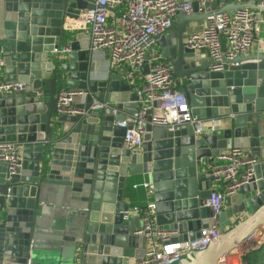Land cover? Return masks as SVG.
<instances>
[{
    "label": "water",
    "instance_id": "95a60500",
    "mask_svg": "<svg viewBox=\"0 0 264 264\" xmlns=\"http://www.w3.org/2000/svg\"><path fill=\"white\" fill-rule=\"evenodd\" d=\"M95 1L0 0V84L24 85L17 93L0 91V143L17 144L23 158L15 175L0 163V264H132L142 259L148 242L135 234L140 219H126L127 194L137 178L153 184L149 195L157 224L176 231L180 241H193L214 225L205 206L214 192L209 166L223 151L248 149L257 159L254 178L225 197L219 237L179 263L217 264L256 230L263 231L264 53L224 59L222 70L214 71L213 60L189 49L185 36L189 25L213 12L259 10L256 2L184 0L192 3V13L178 12L171 29L155 37L156 46L192 115L216 123L199 134L190 125L169 131L148 124L141 149L132 151L123 147L126 129L115 125L123 116L58 112L62 88L84 93L74 100L81 111L89 112L96 102L109 103L120 114L138 110L136 86L119 73L98 78L90 37L77 34L70 22L94 9ZM148 72V66L140 68L143 76ZM51 185L70 197L79 218L68 245L47 254L38 245L36 221ZM243 214L249 219L233 226Z\"/></svg>",
    "mask_w": 264,
    "mask_h": 264
},
{
    "label": "built area",
    "instance_id": "2783aa9c",
    "mask_svg": "<svg viewBox=\"0 0 264 264\" xmlns=\"http://www.w3.org/2000/svg\"><path fill=\"white\" fill-rule=\"evenodd\" d=\"M206 1L199 0L200 5H204ZM248 1H255L259 10L243 7L229 14L213 12L205 20L201 31H194L188 36L187 47L204 51L214 62L212 70H222L221 62L224 59L232 61L246 54L254 45L261 30L264 0ZM124 3H127L128 10L120 17L117 27L109 22V16ZM192 10V3L184 0H96L94 9L83 14L85 24L89 27L91 51L94 54L107 51L113 67H127V77L131 83L141 80V84L136 87L139 97L137 112L125 115L115 123L117 127L126 129L123 142L126 149H141L148 124L169 131L190 125L199 134L206 125L216 123L213 120L203 121L192 115L188 102L176 87L172 67L165 62L156 46L155 37L171 29L178 12L190 14ZM200 10L203 11V8ZM143 66L149 68L145 76L140 73ZM23 90L24 85L20 83L0 84L2 92L17 93ZM78 96H84V93L61 89L57 94L59 114L91 115L103 111L105 114L120 115L118 109L105 102H96L89 112L76 109L74 100ZM155 111H159L160 115H154ZM0 163L7 164L11 175L18 174L23 168L19 146L0 143ZM256 164L255 157L238 147L216 156L215 163L210 165V172L212 185H219L221 189L213 190L211 197L205 201V206L213 215L214 225L202 229L199 237L193 241H180L176 231L160 227L153 203L145 207L130 208L126 219H140L141 225L135 234L145 237L148 242L144 257L133 264H179L186 255L207 249L220 235L217 220L223 210L225 197L238 193L251 182ZM143 187L148 193L153 192L151 182L144 183ZM247 253L241 248L233 249L217 264H244L243 259Z\"/></svg>",
    "mask_w": 264,
    "mask_h": 264
},
{
    "label": "crops",
    "instance_id": "0c3cea01",
    "mask_svg": "<svg viewBox=\"0 0 264 264\" xmlns=\"http://www.w3.org/2000/svg\"><path fill=\"white\" fill-rule=\"evenodd\" d=\"M242 2H246V0H242ZM128 10L127 3H124L122 6L114 9L109 16V22L117 27H119L120 17L125 14ZM2 7H0V28L2 26ZM84 14V12H83ZM83 14L76 21H70L73 26L76 27L77 34H83L89 37V27L85 24ZM262 22H261V30L257 35L256 41L252 48L244 55L249 54H259L264 53V12L262 13ZM205 21H200L188 26V30L185 36V40H187L188 36L194 31H201L203 24ZM94 60L99 62V72L96 76L100 79H105L110 73H119L122 74L125 80H128L127 77V67L119 66L113 67L111 65L109 53L107 51H100L94 54ZM130 82V81H129ZM136 87L141 84V80L132 82ZM176 87L181 90V87L177 82ZM65 89V88H62ZM84 102V98L79 102L78 105H82ZM80 110V109H79ZM121 116L128 115L126 113H121ZM263 135H264V122L262 125ZM249 152V150H246ZM216 159V157H215ZM215 163V160H214ZM212 165V164H211ZM210 171V166L208 168ZM144 181L142 178H137L130 185L129 193L127 194V203L130 204V208L132 207H145L148 204L152 203V199L147 192V190L143 187ZM213 190H220L221 186L213 184L211 185ZM51 193H48L47 198L44 201V205L42 206L43 216L39 217L36 221L37 229L36 233L38 245L40 250L45 251L47 254L55 253L56 251H60V249L65 248L68 245L66 238L74 237V233L78 224V216L79 212L76 210L72 200L70 197L59 189L58 185H51ZM224 208V205H223ZM249 215L243 214L241 218L233 220V226L236 225L240 221H246L249 219ZM133 218V217H132ZM252 218V217H251ZM232 227V226H231ZM231 227L227 228L228 230ZM263 231L256 230L252 237L248 240L245 239L242 241L241 245L237 248H241L247 252L251 250H257L260 247L264 248V225L262 226ZM191 235V234H190ZM148 246V244H147ZM236 249V248H235ZM187 256V255H186ZM185 256V257H186ZM184 257V258H185ZM137 261V260H136ZM135 261V262H136ZM133 264V263H132Z\"/></svg>",
    "mask_w": 264,
    "mask_h": 264
},
{
    "label": "trees",
    "instance_id": "16d2710c",
    "mask_svg": "<svg viewBox=\"0 0 264 264\" xmlns=\"http://www.w3.org/2000/svg\"><path fill=\"white\" fill-rule=\"evenodd\" d=\"M243 261L244 264H264V248L249 251Z\"/></svg>",
    "mask_w": 264,
    "mask_h": 264
},
{
    "label": "flooded vegetation",
    "instance_id": "af4514ba",
    "mask_svg": "<svg viewBox=\"0 0 264 264\" xmlns=\"http://www.w3.org/2000/svg\"><path fill=\"white\" fill-rule=\"evenodd\" d=\"M30 261V260H29Z\"/></svg>",
    "mask_w": 264,
    "mask_h": 264
}]
</instances>
